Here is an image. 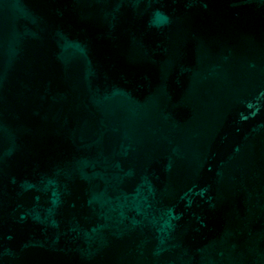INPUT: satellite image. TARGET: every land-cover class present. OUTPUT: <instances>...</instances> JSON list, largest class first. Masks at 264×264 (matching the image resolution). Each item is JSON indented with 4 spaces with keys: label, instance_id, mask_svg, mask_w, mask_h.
Listing matches in <instances>:
<instances>
[{
    "label": "water",
    "instance_id": "obj_1",
    "mask_svg": "<svg viewBox=\"0 0 264 264\" xmlns=\"http://www.w3.org/2000/svg\"><path fill=\"white\" fill-rule=\"evenodd\" d=\"M0 264H264V0H0Z\"/></svg>",
    "mask_w": 264,
    "mask_h": 264
}]
</instances>
